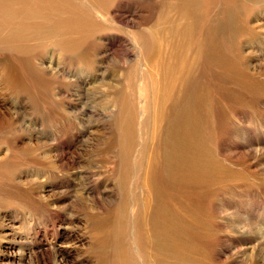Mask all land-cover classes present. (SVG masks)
<instances>
[{"label": "rangeland", "instance_id": "rangeland-1", "mask_svg": "<svg viewBox=\"0 0 264 264\" xmlns=\"http://www.w3.org/2000/svg\"><path fill=\"white\" fill-rule=\"evenodd\" d=\"M69 1L106 25L85 39V58L39 45L28 68L37 81L18 61L16 83L0 80V264H264V0L178 1L175 19L190 16L202 54L181 86L182 108L195 104L193 118H204L187 132L201 139L197 149L186 139L179 170L196 160L189 179L158 172L164 213L142 192V139L127 152L122 125L131 117L136 128L134 106L150 104L148 29L175 1L111 0L108 18ZM6 56L1 49L0 73ZM156 217L166 236L153 248Z\"/></svg>", "mask_w": 264, "mask_h": 264}, {"label": "bare ground", "instance_id": "bare-ground-1", "mask_svg": "<svg viewBox=\"0 0 264 264\" xmlns=\"http://www.w3.org/2000/svg\"><path fill=\"white\" fill-rule=\"evenodd\" d=\"M87 1L91 7H97L99 11L100 9H107L103 15L108 18L110 11L107 7L111 0ZM174 1L161 15H158H163V17L159 18L148 29L154 39L153 46L155 47V51L148 58L149 65L147 67L152 79L151 83H149L148 102L150 104L147 105L143 102L142 107L141 105H139L140 107L138 105L134 106L135 112L140 109L137 116L139 115L142 118L141 122H139L136 117V128L132 125L131 117L124 120L122 125L124 130L123 139L127 152L132 151L137 135L142 139L144 154L141 155L142 159L139 163V166H141L140 171L143 170L140 177L142 192L145 191L144 195L146 197L154 198L153 206L157 207L162 213L166 211V206L163 204V183L161 185L162 192L159 190L158 172L160 173L161 169L167 171L169 176H166V178L172 180H176L174 178L177 176L176 174L184 176V178L187 177V180L189 179V174L186 175V173L189 172L191 174L193 170H196L197 163L195 159V161L191 160L194 163L192 168H190L191 165L190 167L183 166V169L179 170V166L183 163V150L188 148L186 144L187 132L198 128L204 118L202 115L193 118V106L195 104L188 102V105L182 108L185 98H183V90H180L181 86L188 82L192 73L195 74L196 69L199 68L198 65L202 59V54H197V49H194V41L190 40L194 26L192 28V22L189 23V21L185 20V18L188 19L190 16H180L184 20L182 18L175 19V12L178 14V1L181 2L182 0ZM183 2L188 3L189 1ZM89 10L69 0H0V51L3 49L7 52L3 71L0 73V80L4 82L3 76L9 73L11 83H16L18 74L15 67H17L16 63L18 61L20 69L26 71L30 78L37 81L38 76L34 75L38 72L34 71L35 73H32L29 70L33 68L31 66L32 57L39 45H46L47 52L45 53L47 54L51 55V52H56L59 56L72 54L77 58L76 60L82 61L87 53V41L85 39L89 38L96 30H101V24H103L99 19H96L97 22H95ZM89 16H92L91 20H89ZM106 21L110 22L111 18L106 19ZM117 38L114 37L109 40L110 42H116ZM39 40H42L40 44H38ZM200 49L201 47L198 49L199 52ZM222 55V51L217 50L213 58H218L223 62ZM52 59L42 61L43 66H45L43 69L49 70V72L54 70ZM210 59L212 60L211 57ZM6 88L9 90L8 87ZM206 98L210 104L211 99L208 96ZM121 105L124 108V104L121 103ZM184 117L190 118L189 120L191 121L189 125H186L187 129L182 126ZM2 122L6 123L7 120L2 119ZM2 122L0 120V127L3 125ZM139 124L140 127H138ZM193 138L190 135L188 140L195 146L192 147L197 149L201 139L200 137H195L197 141L200 140L195 142L192 141ZM124 170H126L125 174L123 173ZM123 171V182L127 183L129 182L128 176L132 171L128 170L127 167ZM161 178L163 179V176ZM128 204L127 197H124L123 202L120 203V208L125 210V206ZM154 222L152 226H149L151 229L149 237L153 240L151 245L153 248L157 239H160L165 244L164 238L166 236L163 221L156 217ZM157 227H159L161 233L159 237L154 234ZM116 234L119 239L123 235L121 230ZM133 240L137 245L135 236H133ZM135 249L138 250V247L135 246ZM152 263L159 264V261L156 262V258L154 259L153 257Z\"/></svg>", "mask_w": 264, "mask_h": 264}]
</instances>
